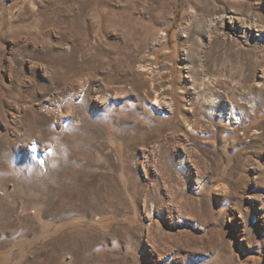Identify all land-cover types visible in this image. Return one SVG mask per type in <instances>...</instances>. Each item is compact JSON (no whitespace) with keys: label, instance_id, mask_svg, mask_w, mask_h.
I'll return each instance as SVG.
<instances>
[{"label":"rangeland","instance_id":"obj_1","mask_svg":"<svg viewBox=\"0 0 264 264\" xmlns=\"http://www.w3.org/2000/svg\"><path fill=\"white\" fill-rule=\"evenodd\" d=\"M230 18L264 0H0V264H264V40L219 77Z\"/></svg>","mask_w":264,"mask_h":264},{"label":"bare ground","instance_id":"obj_2","mask_svg":"<svg viewBox=\"0 0 264 264\" xmlns=\"http://www.w3.org/2000/svg\"><path fill=\"white\" fill-rule=\"evenodd\" d=\"M224 18H226V17H224ZM231 20H232V18H230V20H229L230 21V24H231V26H234V30L232 31V33L234 35H236L237 38L238 37L243 38V39L245 38V40H247V42L245 43V46H239L240 48H233L231 45H229V46L226 47L225 46V42H221V43L219 42V44L217 43L218 45L215 48H213V49L217 50V52H221V57L220 58H217V60L220 62V66L217 67V68L214 67V68H216L218 70V74L217 75L219 77L223 78V79L226 78V77H229L230 78L229 80H233V83H234V82H239L240 79H244L245 77H248L250 75L252 77L255 76V73H254V71H255V64H258L259 63L261 57L258 58L257 57V52L254 53L253 51H251L249 49L250 48L249 46H252V45H255V44H259V43H263V40H264V30L263 29H257V28H255L256 33L253 34L252 33V28H253V25L252 24H250V25H244V24H240V23L237 24L236 22H232ZM216 21H218V20H216ZM236 36H235V39H233V44L234 45H236L238 43L239 44L240 43L242 44V42H239V40L236 38ZM263 46L264 45H262L260 47L263 48ZM247 47H249V48H247ZM222 49H223V51H222ZM243 51H246V52H249V53H246V52H243ZM203 54L204 55L202 56V59L199 60V62H200L199 69L200 70H201V64L203 63V60H206L207 58H209L210 56L213 55L212 50L209 49V48H207V50ZM216 56H217V54H216ZM262 57L264 59V56H262ZM233 61L236 62V64L240 66V69L239 70L232 65L233 64ZM228 65H229V67H228ZM203 70L206 71V69H203ZM199 73L200 72H198V74ZM188 74H190V73H188ZM237 75H238V79L236 80L235 77H237ZM215 76H216V74H212V73L209 72V73H206V76L205 77L215 79ZM260 77L262 78V80L264 82V65H262V67H261L259 78ZM251 87L253 88L254 85L251 86ZM245 94H246V92H245ZM250 98H251L250 95H246V96L243 97V100L246 101L247 103H251ZM229 99H230V102L233 103V101H234L233 99L234 98L232 99L231 97H229ZM153 104H155V101H154ZM205 104H207V103H205ZM209 106L211 107V110H212V113H211L212 118L211 119H213V120L216 121V123L218 124L217 125L218 126V129L220 131L226 130L227 129L226 126L228 127V126H231L232 124H237V123H239V121L245 119V117H249V114L250 115H254L255 112L258 111L257 110L258 105H254V106L253 105H249V109L248 110H241L239 112H236V111H230V112H228L222 106H216V104H214V102H211V101H209ZM189 108L191 109L192 107L189 106L188 108H186V110L189 109ZM190 109H189V111H190ZM199 109H201V108H199ZM202 110H205V109L203 108ZM258 112H260V111H258ZM200 114H202V113L200 112ZM189 130L192 131V133H196L193 128H189ZM256 134H260L261 137H264V127L260 128V131L258 133H254V135H256Z\"/></svg>","mask_w":264,"mask_h":264}]
</instances>
